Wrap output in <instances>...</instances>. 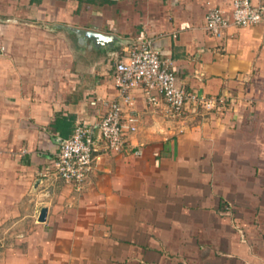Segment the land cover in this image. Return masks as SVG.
<instances>
[{
	"label": "crops",
	"instance_id": "obj_1",
	"mask_svg": "<svg viewBox=\"0 0 264 264\" xmlns=\"http://www.w3.org/2000/svg\"><path fill=\"white\" fill-rule=\"evenodd\" d=\"M211 6L229 11L233 0H0V264H264V228L247 219V190L264 194L253 171L264 152V20L213 34ZM77 29L117 40L98 47ZM143 38L179 85L216 106L174 116L143 88L127 104L115 63ZM113 100L137 129L123 152L100 145L78 190L54 168L62 139ZM225 199L247 242L222 219Z\"/></svg>",
	"mask_w": 264,
	"mask_h": 264
},
{
	"label": "built area",
	"instance_id": "obj_2",
	"mask_svg": "<svg viewBox=\"0 0 264 264\" xmlns=\"http://www.w3.org/2000/svg\"><path fill=\"white\" fill-rule=\"evenodd\" d=\"M263 20L264 3L233 0L229 11L220 6L210 7L206 15V29L220 34L229 26L245 27ZM115 83L127 104H134L130 91L143 88L154 105H159L162 97L174 116H183L192 106L195 111L201 105L209 110L216 106V100L207 99L179 85L174 69L162 57L161 51L153 46L150 38L134 42L128 53L115 63ZM137 122L138 117L134 113H124L120 101H111L108 111L96 124L78 123L72 134L62 139L54 160L56 174L79 190L100 145L104 144L113 152L125 151L130 145L128 132L137 129Z\"/></svg>",
	"mask_w": 264,
	"mask_h": 264
},
{
	"label": "rangeland",
	"instance_id": "obj_3",
	"mask_svg": "<svg viewBox=\"0 0 264 264\" xmlns=\"http://www.w3.org/2000/svg\"><path fill=\"white\" fill-rule=\"evenodd\" d=\"M256 91H258V88H256ZM252 97L254 98V96H251V95H250V97L247 96V99L250 98V100L248 101L249 103H251ZM253 100H257V99L254 98ZM247 106H250V104ZM250 107H252V106H250ZM254 118L255 117L251 118L250 120H247V130H252L253 127L257 126L258 123H255L256 121L254 120ZM263 125H264V123H263ZM235 128H237V127H234V129ZM256 137H253V139H252L253 144L252 145H254V141H255ZM257 154H258V156L256 158L258 159L261 155L259 153H257ZM262 154H263V156H262L263 159L257 160L258 161L257 163L260 164V167L257 170L253 169L254 172H260L261 173L257 177V183H256L257 186L256 187H258V185L260 187V185L263 184V182H264V168H263L264 167V152ZM261 188L263 190L264 184L261 185ZM247 193H248L247 197L249 198V202L247 203V208H249V206H250V209L252 210V213H251L252 216L247 217V219L252 222L253 227H256L258 230H261L262 228H264V194H262L263 197L260 198L261 194L258 193L257 191H254V190L250 191L248 189ZM240 198H241V196H240ZM241 200H243V199H241ZM224 201L227 202V204L229 203L226 199ZM227 204L225 205L226 206L225 210H223V209L220 210L222 219L224 220V222L231 220V221L227 222V224H232L233 227L236 229L235 235L237 236V238H239L240 240H243L244 242H247L250 238H249L248 230L245 227L246 223H244V221H243V220H245V218L240 216V219H239V217L237 215V213H238L237 207H235V205H233L231 203H229L228 205ZM263 234L260 233V235H263Z\"/></svg>",
	"mask_w": 264,
	"mask_h": 264
},
{
	"label": "water",
	"instance_id": "obj_4",
	"mask_svg": "<svg viewBox=\"0 0 264 264\" xmlns=\"http://www.w3.org/2000/svg\"><path fill=\"white\" fill-rule=\"evenodd\" d=\"M77 33H83L98 47L114 46L117 36L114 34H105L94 30H76ZM48 209L44 207L41 211L40 221L47 220Z\"/></svg>",
	"mask_w": 264,
	"mask_h": 264
}]
</instances>
